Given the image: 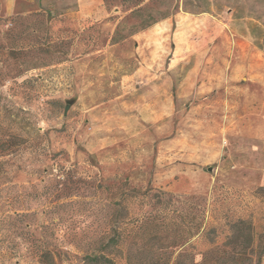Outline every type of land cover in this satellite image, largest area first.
<instances>
[{"label": "rangeland", "instance_id": "374dc122", "mask_svg": "<svg viewBox=\"0 0 264 264\" xmlns=\"http://www.w3.org/2000/svg\"><path fill=\"white\" fill-rule=\"evenodd\" d=\"M204 206L264 264V0H0V264H173Z\"/></svg>", "mask_w": 264, "mask_h": 264}, {"label": "trees", "instance_id": "16d2710c", "mask_svg": "<svg viewBox=\"0 0 264 264\" xmlns=\"http://www.w3.org/2000/svg\"><path fill=\"white\" fill-rule=\"evenodd\" d=\"M212 209H208L207 207H200L197 210V220L194 223V231L193 235L197 236V238L201 239L202 241H206L213 246L211 251L200 252L198 255H194L190 257L186 248H182L181 252H179L178 256L175 258L173 264H229V260L233 263L234 261H241L248 259L241 253H237L236 255H228L225 251H219V248L225 245H228L232 241L223 240L220 241L221 234L217 233L216 226L209 221V215L214 214ZM241 221L234 222L233 226H238ZM149 223V222H148ZM149 226V236L151 240H154L158 237V232L161 226L154 221H150L148 224ZM166 228V227H165ZM186 230H182L178 233L179 239L177 238L172 241L173 245L184 246L185 242L187 241V237L184 236ZM227 238V237H225ZM241 238L240 234L235 235L233 242L239 241ZM252 234L249 235L250 242L253 241ZM119 243V240L113 236L108 241V246H114ZM238 256V257H237ZM262 254H260L258 261L255 264H260ZM92 260L101 261L103 260L107 264L114 263V261L103 255V254H95L89 256ZM171 255L168 257V264H170ZM251 261V260H250ZM115 264V263H114ZM248 264H253V262H249Z\"/></svg>", "mask_w": 264, "mask_h": 264}]
</instances>
